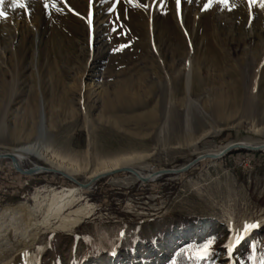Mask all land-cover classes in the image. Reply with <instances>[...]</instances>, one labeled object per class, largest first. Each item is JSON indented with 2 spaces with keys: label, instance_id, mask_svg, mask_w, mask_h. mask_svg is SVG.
I'll list each match as a JSON object with an SVG mask.
<instances>
[{
  "label": "rangeland",
  "instance_id": "374dc122",
  "mask_svg": "<svg viewBox=\"0 0 264 264\" xmlns=\"http://www.w3.org/2000/svg\"><path fill=\"white\" fill-rule=\"evenodd\" d=\"M10 2L0 19V152L46 155L22 169L67 164L84 183L120 157L152 175L231 142L264 143L258 4L231 0L228 10L213 0L205 11L208 0H182L178 17L175 0H134L147 10L125 0H30L27 12ZM129 175L80 191L71 210L89 214L71 231L41 230L7 264H168L207 239L215 243L204 264L264 258V151L233 150L148 183ZM76 187L51 172L23 176L0 159V209L23 203L40 220L51 192ZM246 224L258 227L228 253L222 245Z\"/></svg>",
  "mask_w": 264,
  "mask_h": 264
},
{
  "label": "bare ground",
  "instance_id": "6f19581e",
  "mask_svg": "<svg viewBox=\"0 0 264 264\" xmlns=\"http://www.w3.org/2000/svg\"><path fill=\"white\" fill-rule=\"evenodd\" d=\"M13 134V133H12ZM249 147V148H263L264 143L259 145H252L246 141L231 142L221 147L218 152L204 151L198 157H214L219 156L232 147ZM40 148L36 147H16L8 151H1L0 157H12L14 161H10L12 168L16 171L22 169L23 163L28 157H35L38 159L46 158ZM91 160L92 158L89 157ZM205 160V159H204ZM206 160H214L207 158ZM34 166L30 169H34ZM69 166L59 164L57 166H49L48 169L41 168L42 170L51 171L52 173L58 172L68 181L74 183L77 187L60 192H51L49 204L45 211H42L41 219H38L36 209L27 207L25 204H18L16 207L4 206L0 209V264H7L13 260L24 250L32 247L41 230H52L59 232H68L74 229L89 212L86 209L80 208L71 210L74 204L78 201L76 198L80 191L91 189L94 184L100 179L112 176L123 170H129L134 174L129 173L128 182H142V180L151 177V181L161 176L155 177L154 174H143L135 169V159L132 157L116 158L104 163L101 167H95L86 177L84 183H80L74 178L75 170L69 171ZM72 169V168H71ZM165 171V170H162ZM44 171H40L42 173ZM161 172V171H159ZM37 173V174H39ZM79 173V171H78ZM36 174V175H37ZM171 175V174H170ZM126 180V179H125ZM126 181V182H127ZM93 184V185H92ZM92 185L88 189H82L80 186ZM80 199V198H79ZM40 210V209H39ZM70 210V211H69Z\"/></svg>",
  "mask_w": 264,
  "mask_h": 264
},
{
  "label": "snow or ice",
  "instance_id": "6c2138e0",
  "mask_svg": "<svg viewBox=\"0 0 264 264\" xmlns=\"http://www.w3.org/2000/svg\"><path fill=\"white\" fill-rule=\"evenodd\" d=\"M6 0H0V19L6 20L7 13L4 11V5H5ZM30 0H11L10 2V7L12 8L13 11L20 9L24 10L27 12L28 10V5H29ZM126 4L131 5L133 8H141L143 7L145 10L149 7L148 5H141L138 3H134V0H125ZM189 2H192V0H189ZM215 2L218 5L223 6L224 8H227L228 10H231L232 8H235V4L231 3V0H215ZM89 3L91 5L92 0H89ZM159 3L161 7L164 6V0H159ZM249 9L251 10L252 7L256 6L257 4L261 9H264V0H247ZM181 4L182 0H175V5H176V14L179 17L181 13ZM213 4V0H208L206 4L203 5V10H208L211 8ZM67 7V5H65ZM43 7L45 11H47L49 5L47 2H44ZM52 7L54 8L55 5L53 4ZM115 5L110 6V10L114 9ZM69 11H72V9L69 8ZM75 14V13H74ZM92 12L91 10L89 11V28L91 30L92 27ZM258 227L257 224H246L244 225L243 231L240 232L239 234L229 236L227 238V243L223 244L222 246L227 249L228 253H232L233 249H235L238 245H241L242 242L245 241V238L248 236V234L253 230ZM123 235V233L121 234ZM215 243L214 239H207L205 243L201 245H197L194 254L192 255L191 259L195 261V264H200L201 261L207 260L210 256L209 249L211 246ZM259 264H264V258L260 259Z\"/></svg>",
  "mask_w": 264,
  "mask_h": 264
},
{
  "label": "water",
  "instance_id": "95a60500",
  "mask_svg": "<svg viewBox=\"0 0 264 264\" xmlns=\"http://www.w3.org/2000/svg\"><path fill=\"white\" fill-rule=\"evenodd\" d=\"M240 149H244V150H247V151H252V152H260V151H263V148H249V147H240V146H235V147H232L231 149H228L227 151H225L224 153H222L221 155L219 156H214V157H197V159H195L194 161H192L191 163H189L188 165H186L185 167H182L181 169H178V170H165V171H161V172H158L156 173V175H154L155 177L157 176H161V175H170V174H178V173H182L188 169H190L191 167H193L196 163H198L199 161L201 160H204V159H207V158H212L214 160L216 159H221L223 156L227 155L228 153H230L231 151L233 150H240ZM0 159H4V157H0ZM6 159H9L10 161H14V159L12 157H7ZM40 171H44V172H51V171H47V170H42L41 167H35L34 169H28V170H20V169H17L16 168V172L23 175V176H26V177H31V176H34L36 175L37 173H39ZM118 172H126V173H131V174H134L133 172L129 171V170H123V171H118ZM52 173V172H51ZM55 174H58L60 176H64L58 172H55ZM65 177V176H64ZM151 181V177L147 178V179H144L142 180V183H148ZM93 185V184H92ZM92 185H86V186H80L82 189H88L89 187H91Z\"/></svg>",
  "mask_w": 264,
  "mask_h": 264
},
{
  "label": "trees",
  "instance_id": "16d2710c",
  "mask_svg": "<svg viewBox=\"0 0 264 264\" xmlns=\"http://www.w3.org/2000/svg\"><path fill=\"white\" fill-rule=\"evenodd\" d=\"M189 249L180 248L175 253L173 259L168 264H195V261L191 259ZM206 260L201 261L200 264H204Z\"/></svg>",
  "mask_w": 264,
  "mask_h": 264
}]
</instances>
